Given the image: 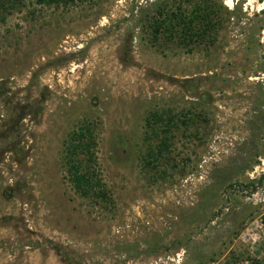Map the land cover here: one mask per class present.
I'll use <instances>...</instances> for the list:
<instances>
[{"label":"rangeland","instance_id":"rangeland-1","mask_svg":"<svg viewBox=\"0 0 264 264\" xmlns=\"http://www.w3.org/2000/svg\"><path fill=\"white\" fill-rule=\"evenodd\" d=\"M157 2L218 31L156 41ZM157 2L0 15V264H264V0ZM86 121L106 202L67 171Z\"/></svg>","mask_w":264,"mask_h":264},{"label":"trees","instance_id":"trees-1","mask_svg":"<svg viewBox=\"0 0 264 264\" xmlns=\"http://www.w3.org/2000/svg\"><path fill=\"white\" fill-rule=\"evenodd\" d=\"M25 1L26 0H0V15L12 13L19 9ZM77 1L78 0H36L40 5L57 7L75 4ZM153 6L156 12H154V25L151 26V29L153 30L156 41L159 40L158 35L162 31L167 39H174V36L178 34L182 41L192 40L194 37H203L207 34L211 36L218 31L217 26L219 24L213 21L216 12L206 3L203 7L197 4V7L191 12V16L187 19L183 17V14L167 10L162 3L157 2L153 4ZM177 10H179V8ZM5 20L6 17L3 16L1 21ZM198 33L200 34L198 35ZM170 120L172 121V118H170ZM170 120L165 123L164 116L158 115L154 117L152 122L156 124L160 122L163 125L166 124V126L168 125L167 129L170 130L172 129ZM95 140L96 129L94 124L87 121L81 123L70 134V141L66 145L64 158L70 182L75 190L81 196H94L106 202L110 199L107 197L108 195L103 188L104 184L102 179L96 171L97 158L95 153ZM162 144L164 147L168 146L165 141H163ZM150 156H152V154H150ZM83 158L85 159L83 160Z\"/></svg>","mask_w":264,"mask_h":264},{"label":"bare ground","instance_id":"bare-ground-1","mask_svg":"<svg viewBox=\"0 0 264 264\" xmlns=\"http://www.w3.org/2000/svg\"><path fill=\"white\" fill-rule=\"evenodd\" d=\"M255 0H251V2H254ZM227 3H229V4H231V0H230V2H227ZM234 3V2H233ZM229 6V5H228Z\"/></svg>","mask_w":264,"mask_h":264},{"label":"water","instance_id":"water-1","mask_svg":"<svg viewBox=\"0 0 264 264\" xmlns=\"http://www.w3.org/2000/svg\"><path fill=\"white\" fill-rule=\"evenodd\" d=\"M247 191V190H246ZM253 191H255V189H253ZM247 192H249V191H247Z\"/></svg>","mask_w":264,"mask_h":264}]
</instances>
